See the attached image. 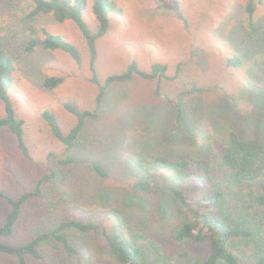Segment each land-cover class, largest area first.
<instances>
[{"label":"rangeland","instance_id":"374dc122","mask_svg":"<svg viewBox=\"0 0 264 264\" xmlns=\"http://www.w3.org/2000/svg\"><path fill=\"white\" fill-rule=\"evenodd\" d=\"M111 1L120 12L110 16V29L97 43L99 80L125 72L133 61L146 72L153 64L163 63L169 66V76L178 70L181 75L163 84L161 96L155 93L157 81L136 77L114 85L99 118L88 122L75 149L67 151L44 114L54 113L67 134L77 119L66 104L82 110L95 108L99 91L92 81L85 40L72 21L58 23L52 15L29 21L33 0H0V44L16 59L9 96L18 117L25 121L29 150L26 157L14 134L0 129V190L18 198L34 190L42 177L53 175L44 185L43 197L27 204L15 236L5 242L23 243L62 220L78 219L120 229L141 243L155 242L164 253L180 252L175 241V228L182 218L179 205L166 185L150 193L135 192L131 160L149 150L159 154L185 148L191 140V135H184L187 128L198 142L207 136L218 141L231 131L264 140V0H255L252 19L246 11L247 0H179L186 22L168 10L157 12L156 0ZM84 18L90 28H97L93 0H88ZM43 29L74 43L82 64L60 50L26 52V40L42 35ZM237 55L243 61L239 68L229 64ZM49 77H63L64 82L49 91L43 86ZM191 82L205 92L181 96ZM168 101L183 102L193 119L181 127ZM4 115L0 101V118ZM94 165L108 175H99ZM9 211V204L0 200V225ZM73 240L78 255L69 256L51 245L43 249L42 260L29 257L28 263L116 264L104 254L101 234L73 235ZM194 247L199 254L206 249ZM0 260L19 264L12 256L0 255Z\"/></svg>","mask_w":264,"mask_h":264},{"label":"trees","instance_id":"16d2710c","mask_svg":"<svg viewBox=\"0 0 264 264\" xmlns=\"http://www.w3.org/2000/svg\"><path fill=\"white\" fill-rule=\"evenodd\" d=\"M156 1L159 4L157 12L168 10L186 22L179 0H171L169 4L164 0ZM87 6L88 0H33V7L27 15L29 21L41 15H52L58 23L74 22L90 54L92 81L99 91L95 108L82 110L73 104H66L67 111L77 119L67 134L54 113L46 111L44 114L53 135L67 151L75 149L88 122L99 118L107 92L114 85L131 82L136 77L157 81L155 93L161 96L163 84L181 75L178 70L174 77L169 76V66L163 63L153 64L146 72L133 61L125 72L112 74L101 82L96 71L97 43L110 29V16L120 10L111 0H93V13L98 26L92 29L84 18ZM246 11L252 19L256 13L255 0H247ZM26 43V52L37 48L60 50L70 55L78 65L83 62L81 52L74 43L47 29L42 30V35L27 39ZM15 63V57L0 44V101L5 110V115L0 118V129L14 134L19 149L29 157L25 121L18 117L9 96L14 83ZM229 64L239 68L243 61L237 55L229 60ZM63 82V77H49L44 80L43 86L52 91ZM203 92L205 89L191 82L180 95L197 96ZM168 103H171L176 122L181 127L187 119H193L188 117L191 113L187 112L183 102ZM185 132V136L191 135L185 148L175 153L165 151L159 154L149 150V153L141 152L137 159L131 160L132 188L135 192L150 193L166 185L179 205L182 218L175 228V241L182 249L180 252L175 249L173 253H164L155 242L147 240L141 243L140 238L128 236L120 229L110 230L103 223L78 219L62 220L46 231L31 234V238L23 243L5 242L4 239L15 236L27 204L43 197L45 183L53 178V175H46L38 181L34 190L18 198L0 190V200L10 206L4 224L0 225V255L16 257L19 264H29V257L42 260L43 249L53 245L62 248L69 256H75L79 254V247L73 235L82 237L98 233L103 237L104 254L116 264H264V140L231 131L221 135L218 141H209L207 136L198 142L189 128ZM93 169L103 177L108 175L99 165H94ZM196 245L205 247V252L196 253ZM0 264L5 263L0 260Z\"/></svg>","mask_w":264,"mask_h":264}]
</instances>
